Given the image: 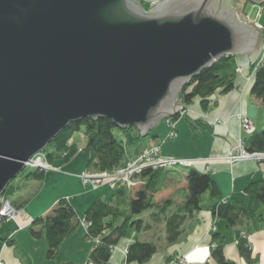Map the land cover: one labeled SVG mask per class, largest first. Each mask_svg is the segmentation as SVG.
Returning a JSON list of instances; mask_svg holds the SVG:
<instances>
[{"label": "water", "instance_id": "95a60500", "mask_svg": "<svg viewBox=\"0 0 264 264\" xmlns=\"http://www.w3.org/2000/svg\"><path fill=\"white\" fill-rule=\"evenodd\" d=\"M264 7V1L244 0ZM232 0H0V197L68 124L109 119L141 137L183 86L258 32Z\"/></svg>", "mask_w": 264, "mask_h": 264}, {"label": "trees", "instance_id": "16d2710c", "mask_svg": "<svg viewBox=\"0 0 264 264\" xmlns=\"http://www.w3.org/2000/svg\"><path fill=\"white\" fill-rule=\"evenodd\" d=\"M236 69V56H224L183 86L177 97L178 103L187 107L194 99H198L201 109L207 112L215 103L211 104L210 98L217 92L226 95L233 91ZM250 91L251 95L262 103L264 109V61L252 73ZM169 119L176 121L178 115ZM187 122L194 130L212 132L211 127L201 121ZM114 130L120 131L124 136H128L129 132L134 135L118 141L114 137ZM80 132L85 137L84 150L88 153L86 171L90 174H108L125 167L131 159L141 153L130 156V152L136 153L139 143L152 136L151 131L147 136L141 137L136 128L121 129L109 119H82L68 124L43 150L42 156L47 164L63 158L69 150L70 140ZM244 146L249 153L264 152V125L260 131L254 132L244 140ZM48 148L50 152H47ZM178 167L180 166L145 168L135 177L138 181L136 187L129 188L119 182L113 183L112 186L104 183L99 187H107L112 192L107 200L94 199L84 213V239L92 245L85 264H108L113 250L120 242L130 238V243L124 250L125 264H146L158 253L160 240L165 247L176 245L184 236L187 223L192 222L195 215L202 211L209 212L214 219L226 223L234 234L240 256L247 263L251 262L246 233L257 230L264 224V178L250 182L245 187L247 201L223 199L208 173L194 167L188 168L187 172L182 174L168 169ZM26 169L31 171L24 176L25 181H35L41 185L46 173L29 167ZM178 175L180 179H176ZM180 182L186 186L180 198L169 195L157 200L156 197L166 190L179 192ZM11 183L2 195L6 196L7 200L17 191ZM89 189L94 190L91 187ZM29 200L20 202L23 205L16 207L15 202L10 203L19 210ZM55 208L51 215L33 220L29 228L32 230L35 225L41 223L46 230L48 261L56 258L61 243L80 222L67 199H59ZM144 215H148L147 219H144ZM59 224H63L65 228L62 232L54 233L57 228H51ZM0 240L10 246L15 244L10 236ZM211 246V257L216 264H232L224 259L222 253L223 235L214 233Z\"/></svg>", "mask_w": 264, "mask_h": 264}, {"label": "crops", "instance_id": "0c3cea01", "mask_svg": "<svg viewBox=\"0 0 264 264\" xmlns=\"http://www.w3.org/2000/svg\"><path fill=\"white\" fill-rule=\"evenodd\" d=\"M240 1L245 3L244 0ZM236 10L240 11L237 6ZM242 22L255 28L254 25L256 23L248 20V18ZM262 27L264 29V25ZM257 32L258 40L253 51L248 54L236 55V64L242 74L236 76L235 88L233 91L226 95H219L218 97L212 98L215 103L211 105L207 112H202L198 101H194V103L188 107V116L191 117L192 120H200L208 124L212 132L198 130L197 132L199 133L197 135L199 142L195 144V142L191 141L192 144H188L186 141L184 142V138L188 133L192 132H189L190 126L183 119L176 123V137L172 140H163L168 133V127L166 124H164V126H160L159 124L156 128L157 130L155 132L152 131V136H156V138H152L151 136L144 142L139 143L136 150L137 152H130L129 155L133 156L141 152V150L149 144L159 143L160 155H165L167 157L193 160L199 158L208 159L216 155L223 156L227 152L228 146L239 140L244 141L249 137V135L244 133L240 128L238 115L247 117L248 121L253 125L255 132L260 131L264 125V109L262 108L261 102L251 95V82L247 80L250 75L251 65L257 61L260 56V47L264 39V30H257ZM79 140L82 141L83 146L78 145L76 136L72 137L68 145L69 150L67 154L60 160H56L50 164L51 167L55 168L57 171L54 172L53 170L52 172L46 173L42 184H38V191L34 193L27 204L19 208L18 216L15 221L11 220L5 222L3 229L0 230V238L10 236L15 242V245L19 247L21 238L20 233H26V227L29 225V221L35 216L29 214V212L32 213L29 209H34L33 204L38 201H41L43 205L46 204V206L42 208V211L36 216L45 218L47 215L53 213L58 198L60 196H65L71 209L74 210L77 218H79L78 215L80 216V214L84 216L86 209L94 199L109 196V188L107 187L98 188L92 190V192H86V189L89 188L83 189L85 187L83 186L80 176L86 171L87 159L81 162L78 160L77 154L72 152L74 150L82 152L79 150L80 147L84 150L85 137L82 133L79 134ZM166 143H171V147L165 150L162 148V150L161 146L163 147ZM186 147H189L191 153H179L177 148L184 150ZM192 167L208 173L212 177L223 199L233 198L240 201H247V197L244 194L245 187L250 182L264 178V162L256 164L246 161L230 165L225 161H206V163L199 161L193 164ZM66 169L69 170L70 173L64 172ZM59 170L62 171L59 172ZM60 176H70V178L62 179V182L59 183L61 180ZM176 179L180 178L176 177ZM185 187V184L180 182L179 192L166 190L161 194L166 197L174 195L173 197L178 199L184 194L183 190ZM62 189H67L69 192L61 193ZM52 190H56L57 194L54 196L50 195ZM18 205H20L19 202L15 203V207ZM54 227H57V225L53 226L51 230H53ZM79 227L80 226H78L74 232L75 235L80 234V236H82L85 233L83 221L82 227ZM73 233L70 234V237ZM214 233L223 235L224 237L222 253L226 261L232 264H264V224L259 229L254 231L251 230L246 233L251 251V262L247 263L240 256L235 244L234 234L226 226V223L214 219L212 215L206 211L196 214L193 221L187 223L184 236L176 245L171 247H165L163 245L162 249H159L158 253L146 264H167L168 258L172 259L170 264H178L176 259L179 257L185 258L186 264H216L211 257L212 236ZM130 239H126L119 243L113 250L108 264H125L124 250L130 243ZM13 248L15 247L0 240V259H2L4 264H20L17 259L15 260L11 257L12 252H14ZM91 249L92 246L87 248L86 258L84 254L85 262Z\"/></svg>", "mask_w": 264, "mask_h": 264}, {"label": "rangeland", "instance_id": "374dc122", "mask_svg": "<svg viewBox=\"0 0 264 264\" xmlns=\"http://www.w3.org/2000/svg\"><path fill=\"white\" fill-rule=\"evenodd\" d=\"M255 1L262 2V1H259V0H255ZM232 5L235 8L237 6V8L240 9V11L239 10H235L236 12L238 11L237 14H238V18L240 19V21H243L246 18H248V20H250V21H252V22H254L256 24L257 23L258 24L261 23L260 25H262V26L264 25V7L254 6V5H252L250 3H247V2L243 3L240 0L239 1L238 0H235V1L232 0ZM140 6L144 9L145 12L149 11L150 9H152V8H149V7H145L144 5H140ZM254 26H255V28L258 31L264 30L263 27H258L256 25H254ZM263 61H264V39L262 40V44H261V47H260V56L258 57L257 61H255L251 65L252 69L250 68V75H249V77L247 79L248 81L251 82L252 73L255 72V70L257 69V64L258 63H262ZM236 73H237V75L242 74L241 70H239L238 67L236 69ZM219 95H220L219 92H217L212 98H214L216 96L218 97ZM212 98H210L211 104H213L215 102L214 100H212ZM194 101H198V103L200 105V101L198 99H194L192 104L194 103ZM176 103H178V101H176ZM192 104H190L187 107L182 105L181 109L178 110L177 113L175 114V115H178V119L176 121H172L170 119H166V120H164V121H162L160 123V126H164V124H166L167 127H168V133H167V135L165 136L164 139L162 138L163 140H172V139H174L176 137L175 125H176V123L179 120L183 119L185 122H187V120L190 121V122L200 121V120H192L191 117L188 116L189 115L188 107H190ZM262 108H263V106H262ZM202 112L204 113L203 110H202ZM242 118H245L247 120H248V118L245 117V116L238 115V123H239L240 128L244 131V133L248 134L241 127ZM248 122L250 123V121H248ZM187 124H188V122H187ZM156 128H157V126L152 128L151 131L155 132L157 130ZM197 131L198 130H194L191 127H189V132H192V133H188L187 136H185L184 142L186 141V143H188V144L191 143L192 144L191 141H193V142H195V144H197L199 142L198 135H197L199 132H197ZM251 131H254V130H251ZM81 133L82 132L76 133L74 136H76V139H78V142H77L78 145L83 146L82 145V141L79 140V134H81ZM128 134H129L128 136H124L123 133H121L120 131L114 130V137L118 141L119 140L129 139V138L132 137V135H134V133H130V132ZM148 138H150V137H148ZM200 140H201V137H200ZM239 142H241L242 144L241 143L240 144L242 146H244L243 145L244 141L239 140V141L231 144L230 146H228V150L223 156H217L216 155V156H211L208 159L199 158V159H193V160H185V159H179V158L177 159L175 157H170V156L167 157L165 155H160V157L163 158V160H166V159H169V160H180V161H178L180 167H178V168H168L169 170H174L176 172H179V174L186 173L188 168L192 167L193 164L198 163L199 161L203 162V163L204 162L206 163V161H225V162H227L230 165H233V164H236V163H240V162L249 161V162H253V163L258 164L257 160L255 161L254 158L242 159V158H240V156H238L239 153H240V148L238 147L240 145ZM154 145H155V148H157L156 150L157 151L159 150V154H160V144L159 143L149 144L147 147H145L143 150H141V152H143V154L148 152L150 149L154 148ZM168 147H171V143H166L165 145H163V147L161 146V149L163 148L165 150ZM243 148H245V147H243ZM177 149H178L179 153L180 152L191 153V151L189 150V147L184 148V150H181L180 148H177ZM79 150L82 151V152H77L76 150H74L72 152H75V154H77V156H78V160L83 162L84 159H87L88 153H87V151L83 150L81 147H80ZM47 152H50L49 148L47 149ZM249 154L251 155L252 153H249ZM36 156L37 157L42 156V152L40 154L36 155ZM36 156H34L31 160H34V158ZM42 157L45 158L44 156H42ZM182 164H184L185 166H183ZM259 164H261V163H259ZM172 166H174V165H170V167H172ZM26 168H27V165H25V169ZM31 169H34V168H31ZM37 170H39V169H37ZM53 170H54V172L57 171L55 168L51 167L50 164H48V165L44 166L40 171H43V172L47 173V172H52ZM30 171L31 170H29V169L24 170L22 175H20L18 178L14 179L12 181L11 184L15 188H17V191H16V193L14 195L8 197V200L11 203H13V202H15V203L19 202L20 203V202H23L26 199H30L34 195V193L38 191V183L37 182H35V181L26 182L25 179H24V176ZM60 171H62V170H59V172ZM64 172L70 173L69 170H67V169L64 170ZM110 174H112V173H110ZM83 175H84V179H86V181H87L86 183H90V182L94 181L93 185L95 187H97L94 190L98 189L102 185V183H104L108 179V178H104V177H103V179L100 178V177H92V175H94V174H90L88 171H86V172L84 171ZM137 175H138V172H133L132 169H130V174L129 173H125V175H123V177H118V178L122 182H124V184L126 186L131 188V187H136L137 184H138V181L135 178ZM177 177H179V175ZM60 178H61V180H60L59 183L62 182V179L70 178V176H60ZM80 179H81V177H80ZM84 187L85 188H83V189L89 188V186H84ZM108 191H109V196H110L112 191H111V189H108ZM65 192H69V190L62 189L61 193H65ZM86 192H92V190L91 189H86ZM56 194H57L56 190H52L50 192V195L54 196ZM109 196H107V197L104 196V197H101V198H104L105 200H107L109 198ZM62 198H65V196H60L58 198V200L62 199ZM156 198H157V200H162V199L166 198V196H163L162 194H159L158 197H156ZM20 204L23 205V203H20ZM12 205L13 204H11V206ZM45 206H46V204L43 205L41 203V201H38L37 203L33 204V208L35 210L34 209H29L30 211H32V213L29 212V214H32V215H35V216H34V218L32 220L29 221V225L26 227L27 228L26 233H23V234L20 233L21 234L20 235V237H21L20 238V246L18 247V245L13 244V246L16 249L13 248L14 252H12V254H11L12 259H15V260L17 259V261L20 264H66V263H68V264H85V260L84 259L86 258V255H87V251H88L87 248L88 247L90 248L92 245H91V243L87 242L84 239V234L82 236H80V234L79 235H75L74 231H73L74 233L72 232L73 235L71 237H70V235H68L63 240V242L59 246V250H58V254H57L56 258L51 260V261H48L46 259V252H47L46 230L44 229V227L42 226L41 223L39 225H37V226L35 225L32 228V230L28 229V228H30L29 226H30L31 222L33 220H35L36 218H39L36 215L38 213H40L42 211V208H44ZM18 212L19 211L16 209V214L14 215V218H16L18 216ZM78 217H79L78 219L80 221L79 222L80 225H78V226H80L79 228H81L82 227V221H83V214H80V216L78 215ZM147 217H148V215H144V219H147ZM12 218H13V215L11 216V218H7V217L3 218V219H5V221H3L2 223L0 222V230L3 229V227L5 225V222L13 220ZM56 228H57V230H54L55 231L54 233H56V231H61L62 232L63 229L65 228V226L63 224H59V225H57ZM158 245H159V249H162V247H163L162 240H160L158 242ZM213 246H211V247H213ZM84 254H85V258H84ZM0 261H2V259H0ZM50 262H53V263H50ZM171 262H172V259L168 258L167 259V264H170ZM176 262L178 264H186V259L182 258V257H179V258L176 259Z\"/></svg>", "mask_w": 264, "mask_h": 264}, {"label": "built area", "instance_id": "2783aa9c", "mask_svg": "<svg viewBox=\"0 0 264 264\" xmlns=\"http://www.w3.org/2000/svg\"><path fill=\"white\" fill-rule=\"evenodd\" d=\"M136 3H138L139 5H144L145 7H149V8H153L157 3L162 2V0H134ZM259 1H264V0H259ZM258 27H262L260 24H255ZM260 63L257 64V66ZM241 127L247 132V133H251L254 130V127L248 122L247 119L242 118V125ZM241 142H239L240 144ZM242 144V143H241ZM239 145L238 147L240 148V153L238 156H240V158L242 159H247V158H254L255 161H259V159H261V155H258V153H252L251 155L245 151L246 149L243 148L244 146ZM157 148L150 149L148 152L144 153L141 152L137 157L131 159L125 167L112 172V174L110 173H102V174H94L92 175V177H100L103 179L104 178H108L107 181H105L104 183H107L108 185L112 186L113 183L119 182V183H123L118 177H123V175H125V173H129L130 174V169H132L133 172H138L140 173L143 169L148 168V167H158V166H170V165H179L178 161L180 160H163V158L160 157L159 154V150H156ZM245 149V150H244ZM191 164V163H190ZM27 167L30 168H34V169H39L41 170L44 166L48 165L47 162L45 161V159L42 156L39 157H35L34 160H31L29 163L26 164ZM184 165V164H182ZM185 166V165H184ZM81 181L83 183V186H89L93 189L97 188L93 185L94 181L90 182V183H86V179H84V175L82 174L81 176ZM102 183V184H104ZM16 214V209L14 208V206L10 204V202L6 199H2L0 201V222H2L3 218L7 217V218H11V216L13 215L14 219V215ZM5 216V217H4ZM0 264H4L3 261H0Z\"/></svg>", "mask_w": 264, "mask_h": 264}, {"label": "bare ground", "instance_id": "6f19581e", "mask_svg": "<svg viewBox=\"0 0 264 264\" xmlns=\"http://www.w3.org/2000/svg\"><path fill=\"white\" fill-rule=\"evenodd\" d=\"M155 6H156V5H155ZM155 6H154V7H155ZM154 7H153V8H154ZM253 133H254V131L251 132V133H248V135L250 136V135L253 134ZM147 139H148V138H146L145 140H147ZM243 145H244V142H243ZM244 147H245V146H244ZM258 155H261V156H262L261 159H259V161H257L258 164L264 162V152H260V154L258 153ZM24 170H25V169H24ZM106 181H107V180H106ZM1 199H6V200H7V197H6V196H5V197L2 196ZM8 201H9V200H8ZM9 202H10V201H9ZM55 209H56V208H55ZM57 211H58V210H57ZM15 219H16V218H14L13 220H15ZM3 221H5V220H3ZM3 221H2V222H3ZM2 222H1V223H2Z\"/></svg>", "mask_w": 264, "mask_h": 264}]
</instances>
